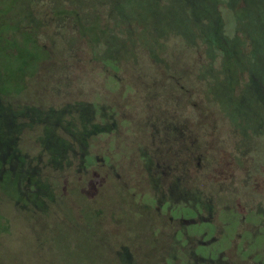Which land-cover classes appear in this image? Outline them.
Returning <instances> with one entry per match:
<instances>
[{
    "label": "rangeland",
    "instance_id": "1",
    "mask_svg": "<svg viewBox=\"0 0 264 264\" xmlns=\"http://www.w3.org/2000/svg\"><path fill=\"white\" fill-rule=\"evenodd\" d=\"M31 1L0 0V45L18 51L15 44H4L3 41L7 34L13 33L14 29H8L10 21L25 23L26 12L28 17L34 13L36 3L31 5ZM38 1L43 2L48 13L50 9L52 12L61 8L75 10L83 26H89L93 20L95 23L100 18L103 24L99 41L108 40L109 54L116 64L109 67L118 71L116 73L132 85V89L124 97H118L119 85L94 61L100 55L88 49L91 38L81 35L79 26L72 25L75 28L72 29L68 20L58 25L64 14H54L57 19L48 22L44 33H38L39 43L44 44L45 50L51 51L37 54L42 63L35 68L29 67L28 75L33 78H29L31 82L27 86H22L17 77V56L9 61L6 56L0 55V89L3 86L22 91L27 100L35 94L34 98L38 99H34L36 103L29 101V105L24 103L25 100L11 96L13 93L7 95L2 89L0 91V105L6 106L3 109L0 107V159L14 153L23 158L22 166L30 165L27 169L23 167L19 175L18 198H7L10 204L3 205L4 211L0 210V264H135L132 257L129 259L126 254L129 249L122 245L126 240L124 231L129 232V229L135 231L128 237L130 243L136 244L150 262H155L158 247L161 248L164 243L158 245L159 240L155 242L152 236L157 222H151L150 226L142 217L132 213L125 224L122 209L127 195L118 196L116 190L119 188L125 194L128 190L137 194L136 203L155 204L153 213L159 212L169 219L167 230L180 229L172 242L171 260L182 246L189 243L192 247L189 264H264V135L255 140L260 147L257 149L253 141L238 137L216 108L211 110L210 105L198 99L205 88L203 75L211 79L219 77L223 86L231 77L230 70L225 66L222 72L219 67L214 69L216 74L214 70L199 74L209 59L198 44L206 33L215 32L208 9L203 17L199 12V31L194 25L195 30L190 27L186 31L181 23L172 25L171 17H165L163 12L161 17L160 14L155 16L154 9V16L148 17L147 26L138 35L134 30L138 24L135 20H143L144 12L152 3L142 4L141 0H132L133 9L129 11L121 5L125 0ZM168 1L169 10L178 7L174 0ZM194 1L186 0V3L190 5ZM186 10L190 11V8ZM220 13L228 35L233 36L236 24L234 12L222 8ZM33 19L32 26L39 32L43 26L40 25L41 20L33 16L30 19L32 23ZM165 39H170L167 50L163 47ZM146 48L149 53L145 52ZM232 48L236 51L235 47ZM29 52L33 53L31 44ZM217 56V60L222 57L220 53ZM153 61L163 68L158 70L155 66L159 65H154ZM124 62L129 67L122 65ZM153 71L158 73L157 77L152 76ZM169 76L174 77L176 83L166 80L162 85L157 84L154 97L157 101L167 100L168 85L175 88L179 83L185 88L182 99L178 100L183 123L188 131L196 126L198 133H203V139H199L203 144L199 148L207 150L206 158L200 165L207 168L200 170L199 174L193 167L190 169L191 177L196 174L201 180L202 190L184 188L178 180L166 186L156 177L148 176L146 164L152 160L150 141L153 119H143L148 100L146 92L147 89L156 90L153 89L154 84L149 88L153 80L160 83L161 79ZM164 87L166 89H162ZM249 91L264 104V90L254 81ZM211 94L214 96L213 88ZM116 100H119L120 112L126 119L116 132L96 137L87 148L75 145L57 165L50 162L46 149L38 146L39 132L44 130L35 127L36 121L47 122L51 118L49 111L64 109L48 136L46 148L49 150L54 135H63L61 127L63 120L68 118L67 111L73 108L78 111V106L76 108L74 104L82 102L90 105L96 121L109 123L115 115L112 104H119ZM175 101L177 99L173 98L169 103ZM193 101L195 104H191ZM204 110L207 117L201 116ZM14 112L20 116L16 118ZM48 124L52 125V119ZM170 142L175 144L173 134ZM12 164L15 166L16 162ZM40 175L53 190L51 194L43 193L41 203L35 198L25 205L22 191L25 192L26 185V190H33L30 180H39ZM79 194L85 199L84 204L92 205L101 221L97 224L88 219L90 229L81 225L78 216L77 206L83 202ZM245 214L249 216L245 223L250 225L239 226L238 232L246 230V233L238 236L236 223ZM165 223L159 226L165 228ZM253 224L262 227L257 229ZM119 225L122 226L117 227ZM116 231L121 232L120 240H115ZM231 254L239 257L230 258Z\"/></svg>",
    "mask_w": 264,
    "mask_h": 264
},
{
    "label": "trees",
    "instance_id": "2",
    "mask_svg": "<svg viewBox=\"0 0 264 264\" xmlns=\"http://www.w3.org/2000/svg\"><path fill=\"white\" fill-rule=\"evenodd\" d=\"M32 1L30 3L31 5H34V3H36L34 5L33 16L36 19H39V21L41 20L40 25H43L40 31L37 32V29H34V26H32V24H34L35 22L34 19L33 23L20 22L16 25L15 33L17 34L15 38H13V40L11 41L7 39L5 40L4 38L3 41L4 44L8 42L12 45L15 44V46L18 48V52H22L21 55L5 57L10 61L17 56L16 61L19 64V68L17 69V77L19 78L20 84L22 86H27L33 78V76L28 75L29 67L35 68L39 63H42V59H40V56L38 57L37 54L44 52L47 53L48 51H51L45 50L44 44L39 43V34H42L45 32V30H47L48 22L51 23L52 21H55L57 19L55 15L64 14L62 20L60 22L58 21V25L61 26L63 25L64 21L68 20L69 24L72 23L70 25L71 28L72 25L73 27L77 28L79 26L80 34L91 38L89 39L90 44H87L88 49L91 53L100 55L97 59L93 58L94 61L98 64V67H103V71L111 76L112 80L119 85V91L117 93L118 97H124V94H128L126 93L127 91H131L132 85L127 83V81L124 80L121 75L117 74L116 72L118 71H115L114 68L109 67V65L114 66L116 64L112 61V59L114 60L113 56L109 54L110 50H108V40L103 41L106 42L107 45H105L102 41H99L100 28L103 24L100 18H97L95 23L93 20V24L91 22L89 26H83L79 22L80 16L73 9H69L70 11H68L65 10L66 8H61L62 10L59 9L60 11L56 12H52L53 10L51 11L50 9L48 13L44 10L45 8L42 1ZM125 1L126 2L124 3V5L121 4L122 7L127 8L129 11H132L133 1ZM141 1L142 4L148 2L152 4H150L151 6L147 7L146 11L144 12L145 17L143 18V20H135V22H138V24L137 27L134 26V30L138 35L140 33L142 34V29L145 28L144 26L146 25L145 22H148V17L154 16V9H156L155 16H158V14H160L161 17V12H163L165 13V17L172 18V25H174L173 23H181L185 31L190 27L194 29L193 25L195 27L197 26L196 29L199 31L201 28L199 12L202 13L203 17L204 11L208 9L209 15L211 17V19L209 20L213 21V23L215 24V32L210 34L206 33L205 36L202 37V42L200 41L198 44L200 48L203 47V53H206V56L209 59L205 66L202 65L203 68L199 71V74H207V71L214 70L218 67L222 72L224 69L223 67L225 66L228 71L230 70L231 77L230 81H227L226 85L223 86L219 77L215 76V78L211 79L205 77V75H203L204 77L201 76L203 79L202 84L205 86V88L202 92L203 95L200 94L198 96V99L203 104L210 105V107H212L211 110L216 108V111H218V113H220L225 119L228 120L230 129L233 130L241 139L251 142L253 141V143H255V140H257L258 138H263L264 104L250 93L249 88L254 81L256 86H259L262 90H264V0H195L194 3H190V5L186 3V0H174L178 7L173 9V11L169 10L170 4L168 0ZM125 4L127 5L125 6ZM200 5L202 6V8H199ZM188 8H190V11L186 10ZM222 8L229 9L234 12L236 24L234 27L233 36L228 35L226 31V26L220 13V10ZM211 23L212 22H210L209 24ZM63 27L65 28V26ZM66 27H69V25ZM28 29L30 31H28ZM201 30V32H203V29ZM191 33L192 31L190 32V34ZM218 38L220 39V42L218 41ZM168 40L170 39H165L163 43V47L165 50H167ZM95 42L96 44L94 45ZM97 43H100V45H98ZM30 44L33 53H28ZM96 45L98 46L97 48ZM232 47H235L236 51ZM0 49L7 50L9 49V47L1 45ZM23 50H27V52L25 53V51ZM145 52H148L147 48L145 49ZM217 53H220L222 56L219 60H217ZM29 55L31 56L30 59L28 58ZM48 56L50 55L48 54ZM153 64L157 65L158 63L153 61ZM122 65L129 67V64H127V62L122 63ZM158 65L159 66H155L158 70L163 68V66H160V64ZM9 72L12 71L9 70ZM213 72L216 74L215 70ZM149 75H151V72ZM155 75H158V73L156 71H153L152 76ZM166 80H168V83H176V79L172 76H169L168 78L164 77V80L161 79L160 83H156V80H153V82L149 84V88H151L154 84L153 89L156 90L152 89L153 91H150L149 89H147L146 92V97H148V100L146 102V109L145 114L143 115V119H153V131L150 141L152 148V160H150V163L146 164L148 165V167L145 165V168L147 167L148 176L152 178L156 177V179H159V181L161 180V182H163L162 184L166 186L167 184L171 185L175 180H178L184 188H194L202 190L204 188L200 183L201 180L197 179L196 174L191 177L190 169L193 167V169H195L199 174L200 170H203L206 167L203 165L200 167L201 162H203L206 158L205 153L207 152V150L203 149L202 147L199 148V146L203 144V141L199 140L200 137L203 139V133H198L199 130L196 126L190 132L186 129L183 123V112L179 107L181 104L178 102V100L182 99L181 94L183 93V91L185 92V88L181 84L177 83V86L175 88L172 87L173 85H168L169 89L166 91L168 94V99H161V101L160 99L159 101L156 100L157 97H154V94L158 90L157 84L162 85ZM212 88L214 96L211 94ZM162 89L166 88L164 87ZM6 90L12 91L11 93H15L13 96H16L18 99L25 100L24 103L29 105V101H34V99L38 100L34 98L35 94L31 97V100H27L28 97L26 96V94L24 95L22 91H14L12 88H7ZM173 98L177 99V101H175L174 103H169V100ZM151 99H153V102ZM116 101L119 103V100ZM76 104H74L73 106L76 108L78 106V111L74 108L72 109V111H67L66 115L68 118L63 120L64 124H62L61 127L63 135L61 133H57L56 135H54V140L49 150L46 148V145L48 143V136L51 135L54 129L55 120L61 115L64 109L49 111V113L51 114L50 119H52V125L48 124L50 119H48L47 122L45 120L36 121L35 127L38 130L42 128L44 130H41V132H39L37 138L38 146L42 150L43 148L46 149L45 152L47 151L50 162L53 165L59 164L61 159L65 158V154L67 153V151L73 150L75 145L78 146V144H80L82 148H87L90 145L91 140L102 135H108L116 132L120 125L126 120L122 117V114L120 112V103L118 105L112 104L111 107L114 111L113 114H115L116 116L114 115L113 120H110L109 123L101 122V120L99 122L96 121L95 112L92 111L90 105H86L82 102H77ZM191 104H195V102L193 101L191 102ZM235 104L237 105V107H235ZM202 112L203 111H201V113ZM205 112L206 111L204 110V113H202L201 116L207 117L205 115ZM172 134L173 137H175V144L170 142V140L172 139ZM255 145L257 149L260 148L257 147V142L255 143ZM55 146H57V148L53 149ZM13 161H18L16 166H13ZM23 163V158H20L19 155H16L14 153L11 154L8 158L0 159V210L2 211H4L2 209L3 205L10 204L11 202L8 201L7 198H18V192H20V189L18 188V179L19 175H21V171L24 169L21 166V164ZM41 175L39 176V180H37L38 178L30 180V184L33 190H31L30 192L26 190V188H28L26 185L25 192L22 191L23 195L25 196L23 197L25 205H27L29 201H33L35 198L38 199L41 203L42 198H44L43 193L48 192L51 194L53 188H51L47 180L45 182L43 181V179H41ZM115 189L117 188L115 187ZM116 191L118 196L127 195L126 199L123 200L125 204V206L123 205L124 208L122 209L123 213L120 212L123 215L122 218L124 219L125 224L128 222V218L132 216L129 214L132 213L133 215L142 217V219H144L145 222L149 223L150 226H152L151 222L155 221L157 223L154 225L155 230L152 234L154 241L157 242L159 240L158 245L160 243H163L164 241L162 247H158L159 254H156V257H158V259L155 260V262H150L146 254H141L139 247L136 246V244H131L130 240H128V237H130L129 235L132 232H135L134 229H129V232L128 230L126 232L124 231L126 240L122 242V245L125 244L124 247L126 249H129V252L126 253L127 255H129V259L132 257L135 264H189L191 260L190 251L192 250V247L189 246V243H186L179 249L178 254L174 256L173 260H171L170 258L173 239L179 233L180 229L176 227L173 231L167 230V227L170 223L169 219L166 216H163L164 214H160L159 212L153 213V211L156 209L154 207L155 204L152 205L142 202L136 203L137 201L135 200V195L137 194H132V192H129V190L125 194L123 193V190L121 188L117 189ZM79 196L82 198L81 194H79ZM49 199H51V197H49ZM84 200L85 199H83V202H81V204H78L77 206V209L79 210L78 216L80 218L81 225L85 228L90 229L87 221L88 219H91V221L96 222L97 224L101 221L97 213L93 211L92 205L84 204ZM233 206L234 205H232L231 208H233ZM149 207H152L153 209L151 210V208ZM246 217L249 216H243L239 221H237V232L239 226L249 225L245 223L247 222ZM70 221L72 220L70 219ZM164 221H166L165 228H161L159 224L162 226V223ZM1 226L2 225L0 221V228ZM71 226L73 225L71 224ZM121 226L122 225H119L117 227ZM243 231L246 232V230ZM243 231L239 233L242 234L244 233ZM120 235L121 232H114V236L116 237L115 240H120L122 238L119 237ZM164 245H166L167 247H165ZM231 257L234 258V254H231L230 258ZM232 262H234V260Z\"/></svg>",
    "mask_w": 264,
    "mask_h": 264
},
{
    "label": "flooded vegetation",
    "instance_id": "3",
    "mask_svg": "<svg viewBox=\"0 0 264 264\" xmlns=\"http://www.w3.org/2000/svg\"><path fill=\"white\" fill-rule=\"evenodd\" d=\"M32 15H33V13L28 17V13L26 12L25 17H24V22H25V23H29V22H31L30 19L32 18ZM29 18H30V19H29ZM18 21H19V20H18ZM18 21H17V22H18ZM17 22H15V21H13V22L10 21V22H9V27H8V29H10V31L14 29V30H13V33L16 32V25L20 23V21H19V23H17ZM3 28L5 29L4 26H3ZM28 31H30V30L28 29ZM13 33H9V34H7V35L5 36V40H6V39L9 40V41L13 40V38H15V36H16V34H17V33H15V34H13ZM0 46H1V45H0ZM23 51H25V53L27 52V50H23ZM17 52H18L17 50L15 51V50H10V49H7V50H2V49H0V55L3 56V57H5V56H6V57H8V56H9V57H12L13 55H16ZM3 76H4V75H3ZM27 76H28V75H27ZM1 89H2V90L5 92V94H7V95H8V94H12V93H11L12 91H7V90H6L7 88H5V87L3 88V86H1ZM1 89H0V91H2ZM13 94H15V93H13ZM11 96H13V95H11ZM11 96H9V98H10ZM2 106H3V105H0V107H1L2 109H3L4 107H6V106H4V107H2ZM1 108H0V109H1ZM14 114L16 115V118L20 116L19 114H16V112H14ZM11 162H12V161H11ZM11 162H10V163H11ZM16 165H17V162H16ZM16 165H15V166H16ZM26 165H29V162H28V163L26 162ZM21 166H22V164H21ZM22 167H26V166H22ZM29 167H30V165L27 166L26 169L29 168ZM237 205H238V204H237ZM246 215H247V214H245V216H246ZM262 223H264V222H262ZM249 225H250V224H249ZM260 225H261V223H260ZM260 225H255V224H253V226H254L255 228H257V229H260L262 226H264L263 224H262V226H260ZM243 232H244V231H243ZM248 232H249V231H248ZM238 233H239V232H237V234H238ZM245 233H246V232H245ZM238 236H240V233L238 234ZM253 241H254V239H253ZM252 244H253V243H252ZM234 248H237V247H234ZM255 248H256V247H255ZM255 248H254V249H255ZM191 254H192V253H191ZM235 254H236V253H235ZM255 254H256V253H255ZM236 257H239V255H236ZM236 257H235V255H234V258H236ZM201 258H203V257H201Z\"/></svg>",
    "mask_w": 264,
    "mask_h": 264
}]
</instances>
